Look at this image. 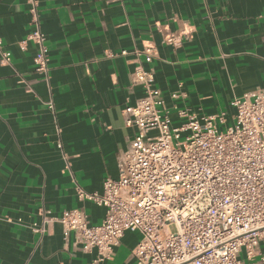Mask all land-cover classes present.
I'll use <instances>...</instances> for the list:
<instances>
[{
	"label": "crops",
	"instance_id": "0c3cea01",
	"mask_svg": "<svg viewBox=\"0 0 264 264\" xmlns=\"http://www.w3.org/2000/svg\"><path fill=\"white\" fill-rule=\"evenodd\" d=\"M38 7L49 87L33 70L35 46L18 47L30 31L26 0H0L2 50L11 56V65L0 63V264H90L95 252H83L60 225L43 236L29 226L39 224L42 210L55 217L82 210L90 225L100 224L103 208L78 200L74 186L91 193L117 177L118 158L135 134L123 110L143 96L131 83L132 52L156 49L145 67L173 125L180 123L176 106L198 117L222 115L225 129L234 98L264 91V0H38ZM181 32L189 35L179 46L164 43ZM174 92L183 97L171 100ZM138 241V233L126 232L103 264H132ZM261 256L264 241L252 260L244 251L239 260L258 264Z\"/></svg>",
	"mask_w": 264,
	"mask_h": 264
},
{
	"label": "built area",
	"instance_id": "2783aa9c",
	"mask_svg": "<svg viewBox=\"0 0 264 264\" xmlns=\"http://www.w3.org/2000/svg\"><path fill=\"white\" fill-rule=\"evenodd\" d=\"M26 4L30 31L18 47L24 51L28 42L35 46L33 70L49 87L48 47L38 0ZM188 35L169 34L164 43L177 47ZM2 46L0 38V63L11 65ZM132 53L136 66L131 83L143 89V96L123 110L125 125L135 134L118 158L117 177L106 178L101 189L91 193L74 186L78 200L103 208L100 224L90 225L82 210L57 217L42 210L39 224H31L30 231L43 236L51 226L60 225L65 235L73 234L83 252H95L90 264L112 260L126 232L139 234L132 264H241L242 251L252 260L264 241V91L234 98L233 123L225 129L219 126L224 123L222 115L198 117L173 106L180 121L175 126L155 87L153 70L145 67L156 49L144 45ZM179 97L180 92L169 96ZM45 105L59 138L54 104L49 99ZM57 148L69 167L59 140ZM15 222L22 223L19 218ZM258 264H264V256Z\"/></svg>",
	"mask_w": 264,
	"mask_h": 264
},
{
	"label": "rangeland",
	"instance_id": "374dc122",
	"mask_svg": "<svg viewBox=\"0 0 264 264\" xmlns=\"http://www.w3.org/2000/svg\"><path fill=\"white\" fill-rule=\"evenodd\" d=\"M170 229H171V230H173V228H172V227H171Z\"/></svg>",
	"mask_w": 264,
	"mask_h": 264
}]
</instances>
